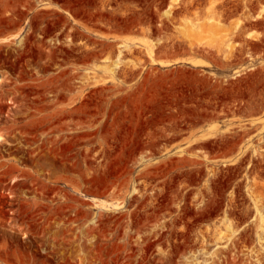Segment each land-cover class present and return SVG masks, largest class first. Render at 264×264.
Segmentation results:
<instances>
[{"label": "rangeland", "instance_id": "rangeland-1", "mask_svg": "<svg viewBox=\"0 0 264 264\" xmlns=\"http://www.w3.org/2000/svg\"><path fill=\"white\" fill-rule=\"evenodd\" d=\"M263 7L0 0V264H264Z\"/></svg>", "mask_w": 264, "mask_h": 264}, {"label": "bare ground", "instance_id": "bare-ground-1", "mask_svg": "<svg viewBox=\"0 0 264 264\" xmlns=\"http://www.w3.org/2000/svg\"><path fill=\"white\" fill-rule=\"evenodd\" d=\"M170 8H171V6H169V9L166 11V15H170V13H171V11H170ZM263 19L264 18V7H263V9L257 14V15H255L254 16V19ZM244 23V22H243ZM216 25V24H215ZM214 25V26H215ZM213 26V25H212ZM240 25L238 24V27H239ZM241 27H242V25H241ZM239 29V28H238ZM238 29H236V30H238ZM241 29V28H240ZM242 31V30H241ZM240 31V32H241ZM237 33V32H236ZM242 33V32H241ZM248 38L249 37H252V33H249L248 34V36H247ZM201 44V43H200ZM236 44V43H235ZM231 45V44H230ZM228 46V48L230 49H228L229 51H233V48L234 47H231V46H229V44L227 45ZM126 47V46H125ZM128 47V46H127ZM200 47V46H199ZM226 47V46H225ZM236 47V46H235ZM199 49V48H198ZM207 49V48H206ZM227 51V50H226ZM241 51V50H240ZM122 51H119V53L117 54V56H116V59H115V61H114V63H113V65L111 66V68H109V70H110V72H111V74H113V75H116V73L118 72V70L119 69H122L121 68V60L120 59H122L121 58V55H122ZM210 53V52H209ZM150 54H152L151 52H150ZM152 56V55H151ZM228 56V55H227ZM219 61V60H218ZM230 62V61H229ZM228 63V62H227ZM232 63V62H231ZM106 64H108V63H106ZM109 72V71H108ZM90 75V74H89ZM89 76H86V78H84L83 79V85L84 86H86L89 82V78H88ZM3 80H2V78L0 77V83L2 82ZM214 129V128H213ZM217 134V133H216ZM209 136H210V134H209ZM228 136V135H227ZM237 136V135H236ZM218 137V136H217ZM215 139V138H214ZM0 140L1 141H4L5 139H4V137H2V136H0ZM203 140V139H202ZM233 140V139H232ZM241 140V139H240ZM228 141V140H227ZM239 141V140H238ZM229 142V141H228ZM233 142V141H232ZM234 143V142H233ZM232 144V143H231ZM232 146V145H231ZM209 148H211V147H209ZM210 150V149H209ZM256 150V149H255ZM203 151V150H202ZM210 157H212V156H210ZM209 157V158H210ZM208 158V159H209ZM185 159V158H184ZM187 159V158H186ZM193 161H195L194 159H193ZM192 161V162H193ZM201 161V160H200ZM197 162V161H196ZM199 163V162H198ZM213 170V169H212ZM213 172V173H212ZM211 173L214 175V173H215V170H213ZM219 172V171H218ZM216 174V173H215ZM238 175V174H237ZM216 176H217V174H216ZM17 180H18V178H17ZM217 189V188H216ZM251 192V191H250ZM235 193V192H234ZM233 193V194H234ZM232 194V195H233ZM245 196V195H244ZM251 197V196H250ZM255 198V197H254ZM253 199V198H252ZM256 199V198H255ZM254 202H253V208L255 209V212H256V214H257V216H258V218H259V224L257 225L258 226V230L256 231L255 230V232H256V240H257V243L259 244V246L261 247V249L260 250H263L264 251V212L263 211H261L260 210V208H259V201L257 200H253ZM244 202V201H243ZM232 205V204H231ZM231 205H229V207L231 206ZM250 205V204H249ZM233 206V205H232ZM231 206V207H232ZM230 207V208H231ZM228 209V208H227ZM232 210V209H231ZM248 210V209H247ZM230 211V210H229ZM232 212V211H231ZM230 212V213H231ZM250 212V211H249ZM248 215V214H247ZM207 216V215H206ZM222 216V215H221ZM221 219H222V221H221ZM220 219V225H222V228H223V226L225 227V229H226V232L224 233V231H225V229H222L223 230V233L222 232H219V230H221L220 228H218V227H220V225L217 227L218 228V230H217V228H216V231H218L219 233H217L218 234V236H216L217 238H216V246H217V248L218 249H223V250H220L219 252H220V254L222 255V254H226L227 252L228 253H230V252H234V250L236 249V247H237V245H239L238 244V242H240L241 241V232H239L238 231V229L236 230V229H234V225L232 224L233 222L231 221V219L229 218V214H228V211L226 210V209H224V211H223V217ZM54 221V220H53ZM236 228V227H235ZM250 228H248V230H249ZM243 230L245 231H243L244 233H248V230H247V228H246V226L243 228ZM251 230V229H250ZM55 232V231H54ZM216 233H215V235H216ZM245 234V238H247L248 237V239H249V237H250V235H246ZM252 234V233H251ZM51 236V235H50ZM243 236H244V234H243ZM247 236V237H246ZM255 238V237H254ZM244 239V238H243ZM251 239H253V238H251ZM204 240V239H203ZM245 240H247V239H245ZM254 241V240H253ZM241 243V242H240ZM245 243V242H244ZM148 246V245H147ZM246 246V245H245ZM235 248V249H234ZM232 249H234L233 251H232ZM254 250V249H253ZM242 251H244V250H242ZM218 252V251H217ZM218 252V253H219ZM253 252H255V251H253ZM252 252V250H251V254H254ZM14 253V252H13ZM217 253V254H218ZM257 253V252H256ZM224 254V255H225ZM251 254H249V255H251ZM258 254V253H257ZM221 255H218L219 256V258H220V256ZM228 255V254H227ZM248 255V254H247ZM252 256V255H251ZM258 256V255H257ZM256 256V257H257ZM224 256L222 255L221 256V258H220V260L223 258ZM237 257V256H236ZM253 257H254V255H253ZM253 257H251V258H253ZM14 258L16 259V260H18V261H20V262H22V261H24V259H26L27 258V256L25 255V254H23V253H19V252H16V253H14ZM255 258V257H254ZM258 258V257H257ZM256 258V262H257V264H261L260 262V260H258ZM223 260H225V257H224V259ZM222 261V260H221ZM251 261H252V259H251ZM260 261V262H259ZM223 262V261H222ZM253 262V261H252ZM256 262H254V263H256ZM211 263V262H210ZM225 263V262H224ZM254 263H252V264H254ZM200 264V263H199ZM208 264V263H207ZM220 264H222V263H220Z\"/></svg>", "mask_w": 264, "mask_h": 264}]
</instances>
